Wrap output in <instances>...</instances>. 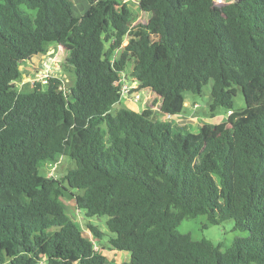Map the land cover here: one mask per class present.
Returning <instances> with one entry per match:
<instances>
[{"label":"trees","instance_id":"16d2710c","mask_svg":"<svg viewBox=\"0 0 264 264\" xmlns=\"http://www.w3.org/2000/svg\"><path fill=\"white\" fill-rule=\"evenodd\" d=\"M87 1L76 17L71 0H0V264H111L42 170L59 157L75 162L63 181L82 192L77 209L107 217L124 264H264V0H138L145 23L129 0ZM54 45L69 90L53 77L14 90ZM124 78L156 94L162 118L115 109ZM210 84L212 117L232 112L214 138L172 120ZM199 216L248 235L226 248L179 231Z\"/></svg>","mask_w":264,"mask_h":264},{"label":"rangeland","instance_id":"374dc122","mask_svg":"<svg viewBox=\"0 0 264 264\" xmlns=\"http://www.w3.org/2000/svg\"><path fill=\"white\" fill-rule=\"evenodd\" d=\"M74 4V13L76 17L82 16L90 7L87 0H71ZM138 0H129V4L135 10L137 15H139L140 22H146L148 20V15L143 13L139 6ZM236 0H217V5L227 4L235 2ZM100 3V0H97ZM222 2V4L220 3ZM137 34L135 29L130 32L127 40L134 39ZM127 43V42H126ZM125 43V44H126ZM67 56V50L60 46L54 45L50 48V51L45 55H40L27 60L22 65V77L16 81L13 85L14 90H31L34 82H41L45 87H47L46 78L41 77V72L46 73L47 78H58L63 80L62 88L66 91L73 84L74 76L73 74L65 71L64 62ZM126 77L128 74H125ZM128 79V78H127ZM131 82V78L128 79ZM211 84L204 90V96H194L192 94H187V106L182 115L175 116L172 118L174 123L179 125H188L194 132L203 131L207 137L214 138L220 132L228 127L229 124V113L221 109L216 112L215 116L212 117L209 111V105L211 103L210 97ZM143 99L139 103H134L132 101H122L120 104L115 106V109L120 107L135 108L139 111L151 108L154 111L156 118H162L163 115L159 109L160 99L153 95V98L147 101L146 93H143ZM236 110H241L246 107L245 99L241 91L238 92L235 99ZM75 167V162L66 158L59 157L57 162V167L52 171L55 173V177L60 181L65 188L66 196L63 198L65 202L67 211L73 220L80 226L84 235L97 243L98 248L107 256L108 262L111 264H124L130 261V255L124 252H117L110 248L108 243L109 237L112 234L107 230L106 222L107 217L103 218H88L85 217L82 212L77 209V204L79 203L82 192L78 190L71 189L63 178L67 174L70 168ZM47 169V168H46ZM44 167L42 170L47 172ZM46 170V171H45ZM99 227L102 232L106 233V236L102 240H97L91 236L88 225ZM181 233L190 234L193 239L201 240L207 239L213 244H223L224 247H229L235 238L244 237L248 235V232H239L234 230V222L228 221L221 225H209L207 219L204 216H199L195 219L185 220L179 227ZM103 248V249H102Z\"/></svg>","mask_w":264,"mask_h":264},{"label":"built area","instance_id":"2783aa9c","mask_svg":"<svg viewBox=\"0 0 264 264\" xmlns=\"http://www.w3.org/2000/svg\"><path fill=\"white\" fill-rule=\"evenodd\" d=\"M217 2V0H215ZM222 4V2H220ZM41 77L46 78L47 82V75L46 73L41 72ZM143 93H146L147 101L151 100L153 98V95L156 94L149 88H142L141 84L138 80L136 79H131V82L124 78L121 81V101H132L134 103H139L143 99ZM230 112L229 114H231ZM55 167H57V162L54 164H49L48 165V175L50 177H54L55 173L52 171Z\"/></svg>","mask_w":264,"mask_h":264},{"label":"crops","instance_id":"0c3cea01","mask_svg":"<svg viewBox=\"0 0 264 264\" xmlns=\"http://www.w3.org/2000/svg\"><path fill=\"white\" fill-rule=\"evenodd\" d=\"M186 106H187V103H186Z\"/></svg>","mask_w":264,"mask_h":264}]
</instances>
